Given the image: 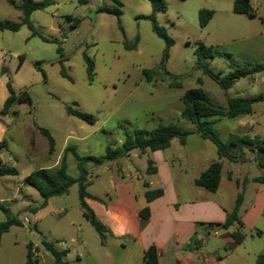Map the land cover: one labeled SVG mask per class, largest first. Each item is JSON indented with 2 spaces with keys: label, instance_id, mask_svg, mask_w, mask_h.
<instances>
[{
  "label": "rangeland",
  "instance_id": "1",
  "mask_svg": "<svg viewBox=\"0 0 264 264\" xmlns=\"http://www.w3.org/2000/svg\"><path fill=\"white\" fill-rule=\"evenodd\" d=\"M34 1H46L47 5L34 11L29 21L50 41L31 36L23 26L17 32H8L9 37L4 42L2 81L16 92L27 91L30 102L15 105L9 114L0 116V141L7 142V148L0 150V155L8 157L9 166L17 170L15 175L0 177V206L20 222L0 238V264H25L29 242L40 246L32 247L31 253L42 260V240L59 249H71L78 244V237L89 244H97L99 239L81 215L76 185L67 194L51 198L47 208L27 215L42 201L36 190L20 185L27 175L51 166L66 146L74 147L82 156L101 158L106 146L117 147L120 141L122 143L124 132L133 134L138 129L151 130L159 124L170 123L191 130L193 126L179 117L182 97L187 90L199 87L213 103H224L222 89L204 73L203 65L222 76L233 69L225 57L204 59L194 54L199 44L219 52L217 44L225 28L223 16L239 18L232 14L231 0H164L167 10L157 13L155 22L172 40L168 48L153 31L149 20L152 10L146 0H117L121 4L115 0ZM20 2L0 0V21L19 22L21 12L14 5ZM102 7L118 9V19L97 12ZM257 7L256 13L263 15L264 0H258ZM201 9L214 12L205 27L199 25ZM135 38L137 50H126L123 43ZM84 57L91 61V71L87 70ZM20 58L22 63L18 67ZM61 69L67 77H63ZM256 81L255 87H249L247 79L239 81L229 90V95H234L236 88L243 94L245 91L264 93L259 75ZM67 108L91 115L95 122L88 125L68 116ZM39 129L47 130L53 138L52 153ZM214 131L225 141L219 126ZM200 140L197 136H188L181 146L174 138L164 152L169 162L177 158L180 167L176 168L182 170L181 173L178 170L177 178L185 184L191 173L189 159L198 150ZM146 160L145 156H130L114 161L138 172L145 167ZM100 170L95 169L90 174L92 183L86 188L88 192L96 191L99 180L107 181L108 173L98 176ZM245 170L250 176L259 175L253 163ZM67 172L71 177L77 175L72 157L67 158ZM11 199L16 201L11 202ZM56 208L66 210L68 216L58 221L56 218L63 212L52 213ZM4 220L0 209V223ZM71 238L76 242H71ZM66 260L68 264H79L75 257Z\"/></svg>",
  "mask_w": 264,
  "mask_h": 264
},
{
  "label": "crops",
  "instance_id": "2",
  "mask_svg": "<svg viewBox=\"0 0 264 264\" xmlns=\"http://www.w3.org/2000/svg\"><path fill=\"white\" fill-rule=\"evenodd\" d=\"M234 1L231 0V11ZM250 5L255 12L254 17L235 14L232 11V14L239 18L229 19L227 16L222 18L226 31L223 30L217 44L219 52L215 51V56L225 57L234 66L248 67L264 62V14L256 13L258 0H250ZM254 19H258L259 22H255ZM8 32L11 31H0V110L8 96L7 83L4 84L2 81L5 74L4 42L9 37ZM258 75L260 84L264 85V72L251 73L238 79L227 90H222L223 104H214L226 108L228 98L250 99L259 95L264 97L262 92L250 94L245 91L244 95L243 91L237 88L234 89V95H229V90L243 79H247L249 87L258 85L256 81ZM262 103L264 99L254 103L250 114L214 119L213 129L219 126L225 141L231 135L258 136L264 140V106H260ZM189 132H191L189 136H197L201 142L198 144V150L189 159L191 173L187 184L177 178L180 175L178 170L180 173L182 171L176 168L180 167L177 158L169 162L164 156L165 150L170 147L174 138L164 150L144 153L134 150L127 156L118 158L145 156L155 167L153 174L146 173L147 160L141 171L136 169L138 172L130 171L127 166L114 160L88 168L87 187L92 183L90 174L95 169L101 168L98 176L108 173L107 181L99 180L94 193L85 189L91 196L85 198V203L104 230L101 235L96 232L99 237L97 244H89L85 239L78 237L76 238L78 244L71 246V249H59L55 246L58 250L66 251L64 257L66 264L69 257H75L79 264H262L258 256L264 251V181L261 183L253 181L262 173L255 162V154L244 149L242 162L221 159L219 187L215 192H209L196 186L194 181L210 163L218 160L217 148L210 140L201 138L194 126ZM68 138L67 136L66 139ZM6 148L7 142L3 149ZM7 158L1 154L0 165L10 167L11 161H7ZM59 161L58 156L55 162L45 169L56 167ZM252 163L259 175L250 176L248 171H244L245 167ZM23 180L20 185L25 187ZM156 190H160L162 195L147 201L145 193ZM239 193L242 194V202L238 217L242 224L239 226L234 223L229 228L222 229L221 224L225 221L227 213L234 208ZM51 198L53 197H50L42 208L48 207ZM10 201L14 202L16 199ZM144 209H148L146 219L141 217ZM38 210L27 212V215ZM80 210L84 220L89 223L83 210L81 208ZM53 212L60 214L63 212L56 218L58 221L61 217L68 216L67 211L61 208H56ZM234 232L243 234L240 243L235 242L232 236ZM70 241L76 242L74 238ZM31 244L34 248L40 247L35 243ZM42 249L44 251L42 260L37 254L34 256L37 264H45V261L46 264H52V256L43 247Z\"/></svg>",
  "mask_w": 264,
  "mask_h": 264
},
{
  "label": "trees",
  "instance_id": "3",
  "mask_svg": "<svg viewBox=\"0 0 264 264\" xmlns=\"http://www.w3.org/2000/svg\"><path fill=\"white\" fill-rule=\"evenodd\" d=\"M20 5H14V8L21 12V18L17 23H11L8 21L0 22V31H11L17 32L22 26H25L31 33V36H36L41 40L48 42L49 39L45 38L41 33L37 32L32 24L30 23V15L37 10L43 9L46 5V1L35 2L34 0H20ZM151 6V15L149 20L153 24L154 33L163 39L166 43V47L172 45V40L167 36L165 30L158 27L155 22V16L157 13L165 12L167 10V5L164 0H146ZM119 4L118 2H116ZM232 11L235 14H244L250 17L255 16L250 0H235L233 2ZM99 13H107L118 19L120 11L116 8H99L97 10ZM213 11L208 9L199 10V25L200 27H205L209 20L213 16ZM264 21V18H263ZM136 38L132 42H124L123 47L126 50H137ZM59 51V50H58ZM194 54L198 58L213 59L216 52L212 47H206L203 44H199L195 50ZM87 65V70L91 71L93 65L91 61L84 57ZM22 58L19 60L18 67L21 66ZM201 65L200 63L197 64ZM233 69L225 75L221 73H214L209 70L205 65H203V71L208 75L222 90H227L230 88L238 79L249 75L251 73L264 72V62L260 64H254L251 66L241 67L231 65ZM63 77L67 75L60 70ZM145 74H148L145 72ZM200 84V80L197 81ZM6 89L8 96L0 110L1 115H7L10 113L11 108L14 105L29 103V96L27 91L15 92L11 86L7 83ZM264 97L259 95L250 99L242 98H228L227 107L223 108L221 106L215 105L210 101L207 94L199 87L187 90L182 97V110L179 117L192 124L196 133L203 139L210 140L217 148L218 160L210 163V165L200 173L199 177L194 181V184L198 187L204 188L209 192H215L220 183V172H221V159L225 158L233 162H242L244 160V155L242 151L245 149L255 154V162L262 173L254 178L253 181L261 183L264 181V140L258 136H237L231 135L226 141H222L216 135L213 124L216 118H234L238 115L250 114L252 110V105L256 102L263 100ZM66 114L68 116L75 117L88 125H92L95 122L93 116L73 110L71 108L66 109ZM40 133L46 138L49 145V153H52L54 147V140L50 136L49 132L45 129H39ZM191 132L182 129L177 124H159L151 130L138 129L129 134L124 132L122 143L117 147H112L110 145L105 147V154L103 157H93V156H82L79 155L74 147L67 146L64 148L60 161L58 165L51 169L41 168L33 171L27 177L24 178L23 184L35 189L41 196L42 201L40 205L33 209L36 211L44 207L47 200L50 197L61 196L68 192L69 188L76 184L77 193L79 199L80 208L83 210V214L89 221L90 225L101 235L104 227L96 220L93 212L88 208L85 203V198H90L91 196L85 191L88 181V168L98 167L105 162L116 160L121 157L127 156L131 151L137 150L140 153L145 151L155 152L166 149L170 141L173 138H177L181 145H184L186 138ZM6 145L5 141L0 142V149H3ZM235 152V153H234ZM70 154L76 162V169L78 171V176L72 178L67 174V164L66 158ZM147 174L155 173V167L151 160H147ZM17 171L14 168L6 167L0 165V177L6 175H15ZM162 195L160 190L147 191L145 197L147 201L156 199ZM242 202V194L239 193L236 198L235 206L231 212L227 213L225 221L221 224L222 229H227L234 223L241 225V221L238 217V211ZM4 213L5 220L0 223V238L6 233L12 225H19L20 222L15 218L9 216L6 209L0 207ZM148 215V209H144L141 212V217L146 219ZM236 243H240L243 239V234L238 232L232 233ZM41 245L45 251H47L53 258L52 264H66L64 257L66 251L58 250L52 243L45 240L41 241ZM32 244L29 242L27 244V253L25 257V264H37V259L32 257L31 253ZM259 261L264 264V251H262L258 256Z\"/></svg>",
  "mask_w": 264,
  "mask_h": 264
},
{
  "label": "built area",
  "instance_id": "4",
  "mask_svg": "<svg viewBox=\"0 0 264 264\" xmlns=\"http://www.w3.org/2000/svg\"><path fill=\"white\" fill-rule=\"evenodd\" d=\"M32 252H33V248H32ZM33 255L35 256V254H32V257L35 258ZM35 259H36V258H35Z\"/></svg>",
  "mask_w": 264,
  "mask_h": 264
}]
</instances>
